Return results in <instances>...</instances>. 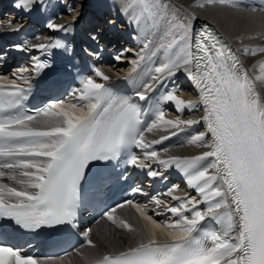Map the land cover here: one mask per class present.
Returning a JSON list of instances; mask_svg holds the SVG:
<instances>
[{"label":"snow or ice","instance_id":"obj_1","mask_svg":"<svg viewBox=\"0 0 264 264\" xmlns=\"http://www.w3.org/2000/svg\"><path fill=\"white\" fill-rule=\"evenodd\" d=\"M37 3L43 0H17L14 6L27 13ZM204 6V0H193L191 5ZM128 7L133 9L131 20L138 25L152 21L159 28L163 21L164 26L159 43H144L138 58L131 61L132 72L146 61L155 65L149 69L151 82L142 84L143 90L135 96L146 101L154 84L183 72L197 98L182 99L173 88L161 102L173 104L178 113L202 106V116L167 118L157 104L152 110L154 118L148 122L150 109L131 96L114 92L112 78L98 67L93 75L80 80L70 99L51 100L28 114L24 101L33 85L26 74L39 76L51 67L49 61L34 56L31 68L16 69L13 79L0 75V237L14 228L34 232L44 227H74L86 171L127 152L126 163L147 170L152 178H164V171L174 167L196 195H176L179 186L174 185L167 195L176 205L154 197L157 207L176 218L167 223L154 219L147 205L132 200L109 209L104 217L116 228L137 233V228L115 215L117 208L131 205L147 222L145 227L151 225V232L135 246L105 253L91 264H264V45L233 51L208 26L194 34V13L187 18L169 16L160 0H132ZM68 11L75 12V21L79 12L71 6ZM22 27L12 19L0 20V29L9 32ZM47 27L68 32L71 25L50 22ZM16 47L25 50L24 45ZM30 47L43 53L69 50L59 39ZM238 53L261 58L245 68ZM201 122L205 131L190 134L187 143L204 151L162 157L152 150L153 145ZM161 130L167 134L158 139L146 137V133ZM133 146L141 150L143 158L131 151ZM132 192L142 189L135 187ZM208 220L219 227L206 228ZM157 229L167 238L158 239ZM90 233L88 229L83 235L87 245L95 248ZM0 264L42 262L0 240Z\"/></svg>","mask_w":264,"mask_h":264},{"label":"bare ground","instance_id":"obj_2","mask_svg":"<svg viewBox=\"0 0 264 264\" xmlns=\"http://www.w3.org/2000/svg\"><path fill=\"white\" fill-rule=\"evenodd\" d=\"M0 1L7 3L8 0ZM131 2L132 0H43V3H37L28 15H22L16 11L14 14H17L18 18L25 16V19L43 22L46 26L43 28L45 40L54 39L57 35V31L47 27L50 22L66 25L72 22L80 36L96 37L94 40L102 48L113 53L116 51L128 52L127 57L120 59L121 61L113 65L111 69L102 68V70L111 78L129 81L132 88L138 91L143 90L142 84L151 82L149 69L155 65L146 61L137 68L136 72H132L131 61L138 58V53H140L144 43L149 40L159 43L164 26L163 21H161L159 28L153 27L152 21H142L139 25L132 21L133 9L128 7ZM160 3L167 6L169 16L174 13L181 18H187L194 13L196 19L192 22L193 28L196 20H205L227 37L237 49H242L244 46L264 45V39L261 38L264 36V11H261L264 9V0H204L205 6L202 8L191 7L193 0H160ZM69 6L76 11L79 10V16L75 21L72 20L75 12H69ZM249 37L255 38L250 39ZM239 54L246 68H250L253 63L261 58L260 56L252 57ZM154 59L158 64V58ZM129 75L132 76V79H128ZM188 82L186 75L183 72H178L175 76L154 84L147 99L152 104L153 110L158 104L165 111L167 118L174 119L176 116H181L183 119H198L202 116V106L194 111L185 110L178 113L173 104L161 102V97L173 88L179 90L176 94L180 98L195 99L191 96L192 92ZM261 91H264V88H261ZM202 131H205V127L201 122L187 132L179 133L161 144L153 145L152 150L160 152L162 157L165 155L198 154L205 149L189 145L187 139L190 134ZM164 134L167 133L161 130L146 133V137L149 140L158 139L160 135ZM165 149H167L166 153L164 152ZM184 192L196 195L193 189L184 186L175 194L182 195ZM115 215L127 220L137 228V233H128L126 230L116 228L110 221L101 219L92 226L90 233V238L96 244L95 248H90L86 243L63 258L45 260L42 264H88L105 253L135 246L136 243L141 242L149 235L147 229L151 226L148 225L146 228L147 222L137 217L130 207L125 206L118 209ZM157 238L159 239L161 236L157 235Z\"/></svg>","mask_w":264,"mask_h":264},{"label":"rangeland","instance_id":"obj_3","mask_svg":"<svg viewBox=\"0 0 264 264\" xmlns=\"http://www.w3.org/2000/svg\"><path fill=\"white\" fill-rule=\"evenodd\" d=\"M79 11V10H78ZM84 16V15H83ZM107 20V19H106ZM127 65H128V63H127Z\"/></svg>","mask_w":264,"mask_h":264}]
</instances>
